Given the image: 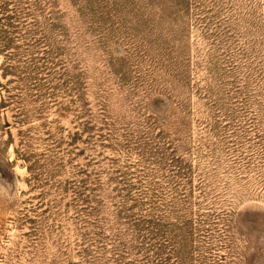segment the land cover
Instances as JSON below:
<instances>
[{
  "label": "rangeland",
  "instance_id": "1",
  "mask_svg": "<svg viewBox=\"0 0 264 264\" xmlns=\"http://www.w3.org/2000/svg\"><path fill=\"white\" fill-rule=\"evenodd\" d=\"M0 184V264H264V0H0Z\"/></svg>",
  "mask_w": 264,
  "mask_h": 264
},
{
  "label": "trees",
  "instance_id": "2",
  "mask_svg": "<svg viewBox=\"0 0 264 264\" xmlns=\"http://www.w3.org/2000/svg\"><path fill=\"white\" fill-rule=\"evenodd\" d=\"M37 3L35 9L32 11L30 10H25V8L21 9L22 6L18 4L19 7H16V10H14V20H17L16 18H19L17 21L19 23H22V18L23 21L25 20L26 16L28 15H35L33 17L37 18L38 15L37 13L40 11L41 13H45L46 11V6ZM38 5V6H37ZM38 9V10H37ZM37 10V11H36ZM43 18L45 20H49L46 18L45 14H42ZM13 18H12V23L10 25V28H15L13 26ZM51 20V19H50ZM51 24V22H49ZM46 23H43L41 20L36 19L35 22L33 23V28H30L28 33L29 38L23 36L24 41H28L29 46L38 45L41 43H45L47 45V50H44L45 53L49 56L51 53H55L59 50V47L55 44V42L50 38L49 34V28ZM24 25V24H23ZM40 35V38H36L35 35ZM26 35V34H25ZM34 37L35 39H31ZM11 41H13L11 39ZM31 42V43H30ZM133 184L130 183L129 187H131ZM133 196V195H131ZM133 198V197H132ZM135 199V198H133ZM132 199V200H133ZM144 219V217H143ZM136 230L141 234L145 229L140 227V225H137L135 223ZM98 233V232H95ZM120 233V232H118ZM148 235H153L156 234L155 232L153 233L152 231H148ZM98 235V234H97ZM123 233H120V237L115 241L113 248H112V256L111 258L107 257L105 255V252H107L106 248V242H98L100 244H96L95 247H97L96 250H93L89 246L86 248H83L81 251L84 252L83 260L81 262H78L77 264H174L173 258L179 259V254L180 250L174 248V245L172 248H169V241L166 239V236H162V242H159V244H150L148 242L143 243L144 241H138V244H132L131 242H123ZM100 236H103L101 234ZM146 236L143 235V239ZM94 240V238H93ZM92 243V242H90ZM167 249H171L168 250ZM100 250V252L98 251ZM175 256V257H173ZM182 263L181 259L175 262V264H180Z\"/></svg>",
  "mask_w": 264,
  "mask_h": 264
},
{
  "label": "clouds",
  "instance_id": "3",
  "mask_svg": "<svg viewBox=\"0 0 264 264\" xmlns=\"http://www.w3.org/2000/svg\"><path fill=\"white\" fill-rule=\"evenodd\" d=\"M15 173V171H14ZM16 174V173H15ZM19 189V185L18 182H16V190L18 191ZM15 193L12 192L11 186L8 184H0V197H7V198H11L12 195H14Z\"/></svg>",
  "mask_w": 264,
  "mask_h": 264
}]
</instances>
